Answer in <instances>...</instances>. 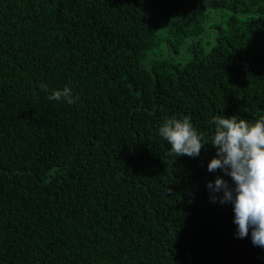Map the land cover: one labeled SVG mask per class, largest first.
<instances>
[{
	"label": "trees",
	"instance_id": "trees-1",
	"mask_svg": "<svg viewBox=\"0 0 264 264\" xmlns=\"http://www.w3.org/2000/svg\"><path fill=\"white\" fill-rule=\"evenodd\" d=\"M184 115L264 116V0H0V264H264Z\"/></svg>",
	"mask_w": 264,
	"mask_h": 264
},
{
	"label": "clouds",
	"instance_id": "clouds-1",
	"mask_svg": "<svg viewBox=\"0 0 264 264\" xmlns=\"http://www.w3.org/2000/svg\"><path fill=\"white\" fill-rule=\"evenodd\" d=\"M41 88L47 91L46 85ZM47 99L71 105L79 99L71 88L53 90ZM210 143L194 127L190 116H173L164 120L158 134L170 146L168 155L198 157L210 144L216 153L207 170L222 175L206 185L213 203L230 204L235 237L250 238L254 247L264 248V116L255 121L235 116L216 115ZM224 177H229L226 180Z\"/></svg>",
	"mask_w": 264,
	"mask_h": 264
},
{
	"label": "bare ground",
	"instance_id": "bare-ground-1",
	"mask_svg": "<svg viewBox=\"0 0 264 264\" xmlns=\"http://www.w3.org/2000/svg\"><path fill=\"white\" fill-rule=\"evenodd\" d=\"M129 253V252H128Z\"/></svg>",
	"mask_w": 264,
	"mask_h": 264
}]
</instances>
